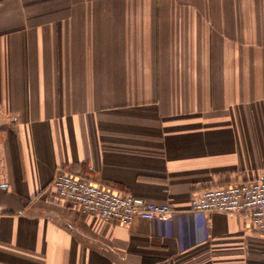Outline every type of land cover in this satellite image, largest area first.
<instances>
[{
	"label": "crops",
	"instance_id": "crops-1",
	"mask_svg": "<svg viewBox=\"0 0 264 264\" xmlns=\"http://www.w3.org/2000/svg\"><path fill=\"white\" fill-rule=\"evenodd\" d=\"M178 210L81 213L58 172ZM264 180V0H0V264H264L191 197Z\"/></svg>",
	"mask_w": 264,
	"mask_h": 264
},
{
	"label": "built area",
	"instance_id": "built-area-1",
	"mask_svg": "<svg viewBox=\"0 0 264 264\" xmlns=\"http://www.w3.org/2000/svg\"><path fill=\"white\" fill-rule=\"evenodd\" d=\"M55 193L81 213H93L104 220L130 224L135 218L170 221L178 213L170 204H159L131 193H121L68 172H58L53 180ZM191 211L243 215L264 235V180L233 182L204 189L191 197Z\"/></svg>",
	"mask_w": 264,
	"mask_h": 264
}]
</instances>
